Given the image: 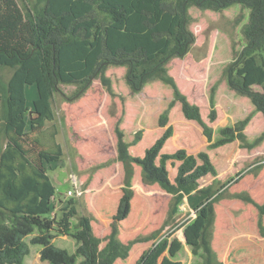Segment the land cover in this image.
Here are the masks:
<instances>
[{
  "label": "trees",
  "instance_id": "obj_1",
  "mask_svg": "<svg viewBox=\"0 0 264 264\" xmlns=\"http://www.w3.org/2000/svg\"><path fill=\"white\" fill-rule=\"evenodd\" d=\"M233 5L249 10L243 27L245 43L212 88L211 122L218 118L215 96L221 81L236 94L248 97L264 116V0H23V5L19 0H0V123L7 140L0 154V264H26L30 242L41 246L40 258L48 264H117L119 259H128L133 245L141 241L136 238L124 243L120 239L122 221L132 211L135 163L141 166L146 183H157L173 196V214L185 199L197 212L207 211L192 248L201 261L193 264H225L215 260L210 240L215 202L222 187L200 183L207 175H217L214 162L206 151L162 150L174 134L169 121L177 104L187 119L202 126L213 147L239 139L245 147L254 148L264 140L263 132L248 141L245 128L249 115L222 127L220 137L214 140V130L200 106L188 99L169 73V63L185 58L197 40L191 29L190 8L223 11ZM111 66L126 68V83L133 93L160 80L172 87L173 97L159 117V125L165 127L163 134L143 156L130 153L131 144L125 140L120 121L115 126L118 160L124 164L125 176L111 231L104 239L94 233L90 217L80 218L78 228L72 231V219L78 215L73 199L60 202V216H52L58 192L49 167L62 159L63 149L60 144L45 148L40 137L32 134L43 133L47 122L55 119L54 98L63 93V84L78 86L72 97L77 99L100 78L114 95L106 75ZM5 68L13 70L8 80L2 74ZM33 85L37 97L30 106L27 91ZM142 135L143 130H138L133 143ZM169 164L177 168L174 179ZM240 197L257 208L258 228L264 237V203L249 195ZM56 232L77 240L75 252L54 244ZM168 236H158L134 264H159L169 247Z\"/></svg>",
  "mask_w": 264,
  "mask_h": 264
},
{
  "label": "rangeland",
  "instance_id": "obj_2",
  "mask_svg": "<svg viewBox=\"0 0 264 264\" xmlns=\"http://www.w3.org/2000/svg\"><path fill=\"white\" fill-rule=\"evenodd\" d=\"M23 5V0H19ZM191 29L197 40L183 59L169 63V73L176 79L188 99L200 106L202 116L214 130V140L220 137V129L250 116L245 128L249 142L264 132V116L255 110L248 97L236 94L225 81L218 84L215 102L218 111L216 121H209L212 88L219 81L224 67L245 43L243 27L248 21L249 10L233 5L223 11L190 8ZM264 57V53H263ZM11 69L2 71L8 80ZM126 68L111 66L106 75L111 79L114 95L109 93L100 78L95 79L84 95L74 99L76 84H63V93L54 98L55 119L48 121L39 136L45 148L60 144L63 156L50 164L49 174L57 187L55 214L60 216V202L74 200L78 215L72 219V231H76L80 218L90 217L94 233L106 238L111 231L112 215L117 209L124 185L125 167L118 160L116 124L125 133L133 156H143L145 150L160 137L165 127L159 125V117L173 97V89L163 81L148 83L141 92L133 93L126 83ZM262 90L261 86L255 87ZM29 105L37 97L36 86L28 87ZM174 134L163 148L171 153L181 148L197 153L206 151L214 162L217 175L201 179V186L214 184L222 189L215 202L216 218L210 229L214 258L225 264H264V237L258 228L257 208L242 199L249 195L264 203V140L254 148L245 147L236 139L226 145H210L202 126L187 119L177 104L170 112ZM143 130L141 140L134 144L138 130ZM0 154L6 138L0 123ZM53 134V135H52ZM39 144V143H38ZM133 186L135 195L132 211L122 221L120 239L124 243L140 238L134 244L128 259L117 264H134L141 254L153 246L158 236L169 235V247L159 259V264H193L201 258L192 252L197 236L206 222L207 211L197 212L185 201L177 213H172L173 196L159 184L144 181L140 165L134 164ZM172 179L177 168L169 164ZM78 188L75 195L70 189ZM219 192L217 194H219ZM264 221V218H263ZM36 230L34 234H37ZM31 236L26 240L30 242ZM149 237V240L144 238ZM53 242L58 247L75 252L78 242L67 234L55 233ZM106 241H103V247ZM30 254L26 264H48L40 258V245L30 242ZM80 260V259H79Z\"/></svg>",
  "mask_w": 264,
  "mask_h": 264
},
{
  "label": "built area",
  "instance_id": "obj_3",
  "mask_svg": "<svg viewBox=\"0 0 264 264\" xmlns=\"http://www.w3.org/2000/svg\"><path fill=\"white\" fill-rule=\"evenodd\" d=\"M79 187L75 188V189H70L67 194L68 195H75L76 193L78 194L80 191L78 190ZM55 215V211L52 212V216Z\"/></svg>",
  "mask_w": 264,
  "mask_h": 264
}]
</instances>
